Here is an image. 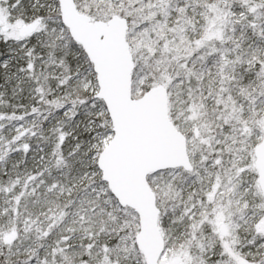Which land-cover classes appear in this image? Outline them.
I'll return each mask as SVG.
<instances>
[{"label":"snow or ice","instance_id":"snow-or-ice-1","mask_svg":"<svg viewBox=\"0 0 264 264\" xmlns=\"http://www.w3.org/2000/svg\"><path fill=\"white\" fill-rule=\"evenodd\" d=\"M0 264H264V0H0Z\"/></svg>","mask_w":264,"mask_h":264}]
</instances>
